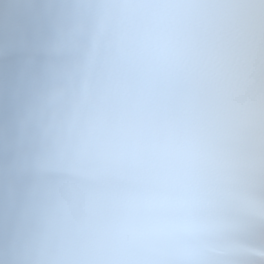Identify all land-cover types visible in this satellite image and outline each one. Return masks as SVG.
<instances>
[{
	"label": "clouds",
	"instance_id": "obj_1",
	"mask_svg": "<svg viewBox=\"0 0 264 264\" xmlns=\"http://www.w3.org/2000/svg\"><path fill=\"white\" fill-rule=\"evenodd\" d=\"M0 264H264V0H0Z\"/></svg>",
	"mask_w": 264,
	"mask_h": 264
}]
</instances>
